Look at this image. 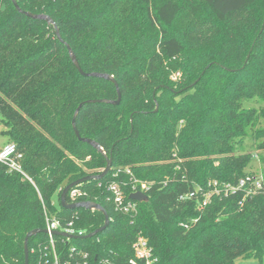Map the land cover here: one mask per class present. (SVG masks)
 I'll list each match as a JSON object with an SVG mask.
<instances>
[{
  "label": "trees",
  "instance_id": "16d2710c",
  "mask_svg": "<svg viewBox=\"0 0 264 264\" xmlns=\"http://www.w3.org/2000/svg\"><path fill=\"white\" fill-rule=\"evenodd\" d=\"M15 1L48 16L81 70L112 76L121 98L85 103L75 120L103 156L78 141L72 119L83 102L115 101L113 84L81 76L55 28L0 0V137L15 144L30 180L0 164V264H24V238L46 218L84 236L100 228L102 214L64 209L59 197L68 184L100 174L106 158V177L75 187L81 195L66 202L100 205L109 225L90 239L54 236L61 264H127L138 237L155 264L261 260L264 195L221 193L200 208V193L209 182L235 186L248 174H261L264 185V0ZM180 16L191 27L178 36ZM182 57L184 66L172 69ZM112 181L126 200L144 184L148 202L134 201L135 215L116 211L106 191ZM198 187V200L180 199ZM28 250L29 264H51L45 234L31 237Z\"/></svg>",
  "mask_w": 264,
  "mask_h": 264
},
{
  "label": "built area",
  "instance_id": "2783aa9c",
  "mask_svg": "<svg viewBox=\"0 0 264 264\" xmlns=\"http://www.w3.org/2000/svg\"><path fill=\"white\" fill-rule=\"evenodd\" d=\"M179 75L175 74L173 75L172 79H176ZM20 159V156L17 154V149L15 144L13 143H5L2 146H0V164L5 165L11 172H15L20 174L23 178L29 180L27 176L22 172L20 166L17 163V160ZM126 174L130 175L129 170L125 171ZM113 178L117 177V174H114L112 176ZM30 181V180H29ZM136 180L134 183L136 184ZM208 187H210V191L208 192H201V189L198 187L195 189V191L188 196L180 197L181 200L184 199H192L196 197L198 200L199 197L198 194L200 193V208L208 204L210 202L211 196L213 195H219V194H227V193H235V192H241L244 199H251L257 195H264V185H263V177L261 174H254V175H245L244 177L240 178L238 183L235 186L229 185V184H222L219 185L216 181L209 182ZM146 190L145 185L141 184L139 185V188L134 185L132 188V193L140 192L144 194V191ZM106 191L110 194L111 201L114 205V208L116 211L126 214V215H135L137 212V206L134 203L133 200L129 198V200L125 199V195L120 187V185L116 181L110 182L107 187ZM81 195L80 191L76 189H72L68 192V196L70 199H75ZM130 196V195H129ZM241 204V202H240ZM47 231L46 236L48 237V242L50 244V251L52 255V261L51 264H61L59 261V257L56 253L55 247H54V241L53 237L54 235L52 232L59 231L63 232L72 236H78L82 237L84 236L81 233H74L72 229V224L68 223L64 226H61L58 221L55 219H45V228ZM66 241H69L70 239L63 238ZM133 249V258L128 260L127 264H155L157 262V259L153 256V252L151 247L149 246L146 239L142 237H138L136 241L132 245ZM71 252L74 251L72 248L70 250ZM80 254V253H78ZM82 259H86L87 255L82 254ZM64 264H69L68 262ZM76 264H87V262L83 263H76ZM101 264H112L108 261H103Z\"/></svg>",
  "mask_w": 264,
  "mask_h": 264
},
{
  "label": "water",
  "instance_id": "95a60500",
  "mask_svg": "<svg viewBox=\"0 0 264 264\" xmlns=\"http://www.w3.org/2000/svg\"><path fill=\"white\" fill-rule=\"evenodd\" d=\"M12 5L14 6V8L20 13V14H23L25 17L29 18V19H33V20H42V21H45L49 26H52L53 28H55V35L57 37V39L66 46V49H67V52H68V56H69V59L72 63V65L74 66V68L77 70V72L81 75V76H87V77H96V78H100V79H104L110 83L113 84L114 88H115V91H116V94H117V99L115 101H108V100H100V101H87V102H83L81 103L78 108L75 110V113L73 115V119H72V130L76 136V138L78 139V141L80 142H83V143H86L87 145L91 146L93 149H95L97 151V153L105 156V153L104 151L102 150V148L94 141L90 140V139H82L79 134H78V131H77V128H76V117H77V114L80 110V108L85 104V103H96V102H100V103H105V104H112V105H118L119 102H120V91H119V88H118V85L116 83V81L114 80V78L110 75H107V74H97V73H91V74H86L84 73L77 60H76V57L74 55V53L72 52V50L70 49V47L68 45H66L60 38V35H59V31L58 29L56 28V25L55 23L48 17V16H45V15H35V14H31L29 12H23L20 10V8L18 7L17 3L15 0H10ZM111 165H112V160L111 158H106V165H105V168L103 169V171L98 174V175H92V176H86V177H83L79 180H76L70 184H68L61 192L60 194V197H59V204L62 208L64 209H78V208H83V209H86V210H89V211H96V212H99L100 214H102L103 218H104V223L103 225L98 228L97 230H95L94 232H91L85 236H82V237H78V236H72V235H69V234H66V233H63V232H59V231H54L52 232V234L54 236H58V237H63V238H67V239H72V240H83V239H90L92 237H94L95 235L101 233L108 225H109V218H108V215L106 213V211L98 204L94 203V202H76V203H67L66 202V196L68 194V192L72 189H74L75 187L81 185L82 183L84 182H87V181H92V180H101L103 178L106 177V175L108 174V172L110 171L111 169ZM129 198L135 202H138V203H147L148 202V197L145 195V194H142L140 192H135V193H132L130 194ZM39 233H42V234H47V231L45 229L43 230H32L30 231L24 238V244H23V250H24V264H29V250H28V240L39 234Z\"/></svg>",
  "mask_w": 264,
  "mask_h": 264
},
{
  "label": "rangeland",
  "instance_id": "374dc122",
  "mask_svg": "<svg viewBox=\"0 0 264 264\" xmlns=\"http://www.w3.org/2000/svg\"><path fill=\"white\" fill-rule=\"evenodd\" d=\"M190 22L187 18H184L182 16L179 17L177 20L175 26V33L176 35H181L187 28H190ZM183 41V40H182ZM187 44V42H185ZM185 59L184 57L179 58L178 60L174 61V65L172 66V69H175L177 67H183L184 66ZM172 76V75H171ZM6 140L3 137H0V146L5 144ZM256 154V153H254ZM253 170L256 171L259 168V164L257 163V159L254 158V162L252 163ZM251 168H248L247 171H249ZM235 264H264V257L259 260L253 257H239L235 260Z\"/></svg>",
  "mask_w": 264,
  "mask_h": 264
}]
</instances>
